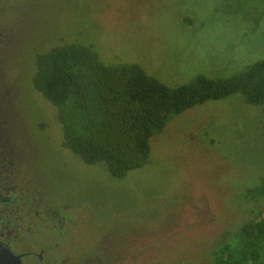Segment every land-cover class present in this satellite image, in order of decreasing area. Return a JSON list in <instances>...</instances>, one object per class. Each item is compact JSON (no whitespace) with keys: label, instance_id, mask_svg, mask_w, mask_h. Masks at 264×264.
<instances>
[{"label":"rangeland","instance_id":"rangeland-1","mask_svg":"<svg viewBox=\"0 0 264 264\" xmlns=\"http://www.w3.org/2000/svg\"><path fill=\"white\" fill-rule=\"evenodd\" d=\"M6 8L0 150L42 194L41 212L65 217V239L48 242L58 264H210L207 251L262 207L244 193L264 176V105L233 94L186 109L150 138L142 167L115 179L61 145L58 108L32 85L35 55L87 45L169 87L229 76L264 58V0H0Z\"/></svg>","mask_w":264,"mask_h":264},{"label":"trees","instance_id":"trees-1","mask_svg":"<svg viewBox=\"0 0 264 264\" xmlns=\"http://www.w3.org/2000/svg\"><path fill=\"white\" fill-rule=\"evenodd\" d=\"M34 63L32 85L58 108L61 145L85 164H102L115 179L142 167L150 138L186 109L233 94L264 105V58L229 76L198 74L175 87L137 63L106 64L87 45L54 46L37 53ZM244 195L262 207L207 251L210 264H264V176Z\"/></svg>","mask_w":264,"mask_h":264},{"label":"flooded vegetation","instance_id":"flooded-vegetation-1","mask_svg":"<svg viewBox=\"0 0 264 264\" xmlns=\"http://www.w3.org/2000/svg\"><path fill=\"white\" fill-rule=\"evenodd\" d=\"M0 18L4 22L12 21V9H0ZM14 164L11 155L0 150V253H13L21 264H58L60 249L56 242L51 247L48 242L49 237L65 239L66 219L47 214L46 210L41 212L42 194L30 192L18 183L20 172ZM44 195L54 197L52 192Z\"/></svg>","mask_w":264,"mask_h":264},{"label":"water","instance_id":"water-1","mask_svg":"<svg viewBox=\"0 0 264 264\" xmlns=\"http://www.w3.org/2000/svg\"><path fill=\"white\" fill-rule=\"evenodd\" d=\"M0 264H21L18 256L13 253H0Z\"/></svg>","mask_w":264,"mask_h":264}]
</instances>
